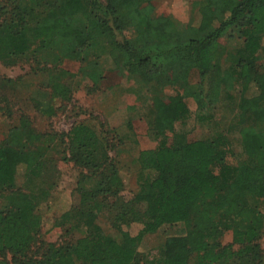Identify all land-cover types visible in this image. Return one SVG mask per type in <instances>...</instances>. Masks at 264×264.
I'll return each instance as SVG.
<instances>
[{
    "label": "trees",
    "instance_id": "16d2710c",
    "mask_svg": "<svg viewBox=\"0 0 264 264\" xmlns=\"http://www.w3.org/2000/svg\"><path fill=\"white\" fill-rule=\"evenodd\" d=\"M156 1L0 0V60L30 56L48 76L51 91L34 99L43 114L54 116L55 102L72 98V83L58 73L66 60L104 79L100 60L107 57L150 89L165 83L175 93H152L160 140L139 153V189L131 198L123 196L110 145L95 129L81 122L67 133L40 132L22 115L0 143V264H146L138 248L161 231L150 264H264V0H195L193 10L210 24L164 20L169 39L139 31L127 37V30L154 27ZM230 29L238 31L240 47L221 43ZM100 41L104 50L96 51ZM234 92L239 99L226 130L194 140L174 130L192 119L188 99L199 111L196 120L210 123L220 100ZM60 162L81 170L78 201L56 223L67 239L31 255ZM134 223L142 225L137 236L125 229ZM176 227L181 231H171ZM225 230L232 234L228 244Z\"/></svg>",
    "mask_w": 264,
    "mask_h": 264
},
{
    "label": "rangeland",
    "instance_id": "374dc122",
    "mask_svg": "<svg viewBox=\"0 0 264 264\" xmlns=\"http://www.w3.org/2000/svg\"><path fill=\"white\" fill-rule=\"evenodd\" d=\"M195 0H157L156 10L153 16L154 27H142L127 30L124 34L133 37L134 32L139 31L148 34L158 40L169 39L171 36L164 32V20L174 21L184 27L188 23H211L208 17L199 15L193 10ZM241 38L238 31L230 29L222 38L221 43L230 49L241 46ZM103 42L96 45L99 51H103ZM264 46V36L262 38ZM103 48V50H102ZM261 56V52H260ZM101 68L106 70L104 79L97 78L90 73V77L80 72L79 62L66 60L59 64L58 73H64L65 78L72 83L73 93L69 102H55L60 109L54 116L43 114L35 107V100H44L45 92L51 91L48 76L44 75L32 57L18 59L15 63L0 60V143L5 139L9 130L19 122L22 115L29 118L34 129L40 132L67 133L78 123L91 126L102 135L101 138L110 145V155L118 166V177L123 184V196L131 198L139 189L138 176L140 167L138 155L142 150L153 149L160 138H157L153 130L155 113L152 106V93L158 91L161 96L174 95L169 85L162 83L158 89H150L145 86L137 76L124 72L121 68L112 65L111 59L104 57L100 60ZM111 68V69H109ZM101 73H103L100 70ZM197 81L196 75L193 77ZM46 99V98H45ZM238 93H233V98L224 96L218 104L215 118L210 123H199L194 117L199 114L196 104L192 99L187 103L192 111V119L185 126L177 123L175 131H185L191 140L213 135L219 130H226L238 102ZM62 105V107H61ZM171 138V134H167ZM61 176L54 187L51 198L40 207L42 226L37 236L36 243L32 247L31 255L41 256L44 251L66 241L67 236L60 227L56 226L61 215L77 203L76 183L80 169L72 163H59ZM20 186L28 184L19 180ZM1 203V200H0ZM98 223L107 232L113 233L104 217H100ZM131 235L137 236L142 225L134 223L125 228ZM181 227L172 228L171 231L179 232ZM163 232L147 235L138 248V255L146 264H150L158 258ZM222 243L232 241L230 230L222 233ZM262 253L264 255V230L259 238ZM9 261L11 255L8 254Z\"/></svg>",
    "mask_w": 264,
    "mask_h": 264
}]
</instances>
